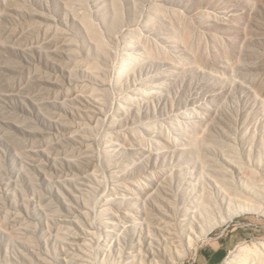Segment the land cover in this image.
I'll list each match as a JSON object with an SVG mask.
<instances>
[{"label":"rangeland","instance_id":"rangeland-1","mask_svg":"<svg viewBox=\"0 0 264 264\" xmlns=\"http://www.w3.org/2000/svg\"><path fill=\"white\" fill-rule=\"evenodd\" d=\"M219 238L264 264V0H0V264Z\"/></svg>","mask_w":264,"mask_h":264},{"label":"crops","instance_id":"crops-1","mask_svg":"<svg viewBox=\"0 0 264 264\" xmlns=\"http://www.w3.org/2000/svg\"><path fill=\"white\" fill-rule=\"evenodd\" d=\"M229 252V247L224 238L201 246L196 264H222Z\"/></svg>","mask_w":264,"mask_h":264},{"label":"bare ground","instance_id":"bare-ground-1","mask_svg":"<svg viewBox=\"0 0 264 264\" xmlns=\"http://www.w3.org/2000/svg\"><path fill=\"white\" fill-rule=\"evenodd\" d=\"M156 255L159 257V253H156Z\"/></svg>","mask_w":264,"mask_h":264}]
</instances>
